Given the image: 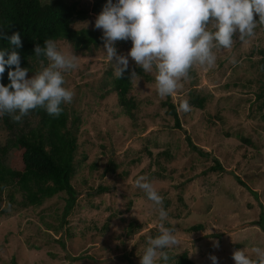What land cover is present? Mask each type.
Returning a JSON list of instances; mask_svg holds the SVG:
<instances>
[{"label":"rangeland","instance_id":"rangeland-1","mask_svg":"<svg viewBox=\"0 0 264 264\" xmlns=\"http://www.w3.org/2000/svg\"><path fill=\"white\" fill-rule=\"evenodd\" d=\"M66 1L86 13L75 17L72 29L93 31L99 41L97 47L90 44L91 52H81L71 44L59 46L79 56L78 67L64 73V87L74 92L71 103L65 104L68 122L79 118L75 134L80 157L73 180L76 198L70 212L65 199L54 198L47 200L50 205L1 215L0 264H140L148 237L159 234L160 221L154 203L133 187L139 176L148 177L163 197L168 213L165 226L176 229L179 243L166 249L168 255L186 252L197 264H212L208 257L215 255L218 264H235L234 251L264 247V100L256 99L263 84L252 82L258 72L250 61V52L258 58L264 47V25H258L255 35L244 41L234 37L230 49L214 48L215 65L194 66L190 78L181 80L170 96L157 94L154 72L145 73L148 81L134 80L129 93L134 106L128 117L116 93L107 102L97 95L96 82L107 71L113 76L114 70L103 50V32L95 28L93 0ZM115 47L118 54L127 55L132 43L118 41ZM128 59L129 68L138 67ZM112 79L107 77V90L102 94L113 90L108 85ZM189 92L205 97L204 108L189 103ZM185 100L190 105L188 112L180 109ZM166 101L179 107L181 129L174 130L173 119L166 115ZM6 119L13 125L16 122L7 114L0 117V147L20 127L27 130L36 124L28 115L11 132L4 124ZM185 136L207 155L192 150ZM166 151L168 164L163 161ZM138 156L141 161L136 171L129 160ZM113 160L118 165L125 163L127 168L122 165L121 169L125 168L126 176L120 177V169L109 173ZM153 160L154 166L147 171ZM215 161L223 171L215 168ZM126 182L128 189L122 188ZM100 184L107 192L88 196ZM125 192L132 197L121 199ZM104 223L106 230L101 228ZM132 224L139 228L128 233ZM198 225L202 230L189 232Z\"/></svg>","mask_w":264,"mask_h":264},{"label":"clouds","instance_id":"clouds-1","mask_svg":"<svg viewBox=\"0 0 264 264\" xmlns=\"http://www.w3.org/2000/svg\"><path fill=\"white\" fill-rule=\"evenodd\" d=\"M258 25H264V0H107L95 20V28L103 32V50L116 78L121 79L130 57L144 73H155L161 98L176 92L181 80L190 78L194 66L213 67L217 59L214 48H232L234 37L244 41L255 35ZM2 28L0 39H8L15 49L21 48L20 34L7 37ZM128 40L132 43L130 51L118 54L116 42ZM15 49L0 50V80L6 66H14L8 71L10 83H0V117L7 114L20 122L35 109L58 117L63 111L61 105L71 103L74 96L64 87V73L78 67L79 56L59 49L55 40L45 39L43 46L34 47L35 56L43 57L39 60L40 70L27 78L29 68L21 67V56ZM137 75L133 71L130 79ZM180 109L190 111L189 103L183 101ZM135 185L157 207L160 221L159 234L148 237L140 264H157L158 260L170 264L166 249L175 248L179 241L176 229L165 226L168 213L163 197L146 176H139ZM214 247H219L218 242ZM208 258L218 264L215 255ZM232 259L235 264H264V247L236 250Z\"/></svg>","mask_w":264,"mask_h":264},{"label":"trees","instance_id":"trees-1","mask_svg":"<svg viewBox=\"0 0 264 264\" xmlns=\"http://www.w3.org/2000/svg\"><path fill=\"white\" fill-rule=\"evenodd\" d=\"M106 2L107 0H93L92 13L98 16ZM75 7V3H69L66 0H0V27H3L2 31L7 37H11L13 33H19L22 42V47L15 49V46L10 45L8 39H0V50L6 49L11 52L15 49L19 52L21 67L29 68L27 78H31L40 70L39 60L43 57L37 58L35 56L34 47L36 44L43 46L45 39L57 41L58 48L59 46L71 44L74 49L81 52L93 51L90 49V44L95 47L99 45L97 36L94 35L93 31L86 29L73 30L71 27L75 17H81V13H85V11H76ZM253 54L250 52V61L254 65L255 72L258 73L255 75V79H252V82L263 84L262 87L257 89L256 99L264 100V47L258 51L257 56L258 58L261 56L260 59ZM5 58L7 59V56ZM9 70H14V66L12 69L6 66L3 78L0 80V83L5 86L10 83L8 79ZM133 71L138 75L136 78L130 79ZM107 77H113L112 82L108 84L112 85L113 90L102 94V91L107 90V86H105L107 85L105 83ZM136 79L148 81L147 75L139 67H128L121 79L112 76V73L107 71L96 82L97 95H100L104 102H107L111 94L116 93V101L119 107H123L129 117L130 109L134 106L129 93L133 81ZM102 80L104 83L100 84L99 82H102ZM87 89L93 88L88 86ZM187 97H189V103L192 106L200 109L204 108L205 97H199L194 92H189ZM164 106L166 115L173 119L174 130L181 129L179 107L167 101L164 102ZM262 106H264V102ZM61 107L63 111L58 117L50 116L43 109L32 110L29 116L36 119L35 126L29 127L27 130H22L20 127L17 135L7 142L4 147H0V216H9L11 212H26L30 208H39L43 204L50 205L54 198L65 199L66 211L70 212L72 210L76 198L73 180L77 170L76 161L80 157L75 134L79 128L76 125L78 116L76 118L75 112V120L70 121V125L67 107L65 104H62ZM261 120L264 121V114L261 116ZM4 124L7 130L12 132L19 122H14L13 125L6 119ZM185 139L192 150L202 156L207 155L204 149L195 146L186 136ZM132 153L133 151L131 152L129 149V154ZM146 154L151 155L149 151ZM162 154L164 164H168L170 162L169 152L166 151ZM138 158L140 156L133 158L131 161L129 160L130 165L135 164L136 171L139 170L137 164L141 161ZM154 164L155 160L149 164L150 167L147 171H150L152 169L151 165L154 166ZM215 164L216 169L224 170L217 161H215ZM122 165L125 167V163L118 165L115 160L111 161L108 166L109 173L113 174L117 171L116 169H120L122 172L120 177L122 175L126 176L124 169L127 166L122 170ZM157 166H160L158 162ZM141 171L138 173L140 174ZM135 179L133 178L131 181ZM128 186L126 182L122 188L128 189ZM133 187H135V184H133ZM107 190L106 187L100 184L93 192L94 194L88 196L101 195L106 193ZM125 196L132 197L131 194L125 192L121 199ZM47 200L51 201L48 202ZM101 228L106 230L107 224L104 223ZM138 228L132 224L129 226L128 233L134 232ZM197 230H202V226L191 227L189 232ZM169 257L171 258L170 264H197L186 252L174 256L169 255ZM157 264H163V262L158 260Z\"/></svg>","mask_w":264,"mask_h":264}]
</instances>
